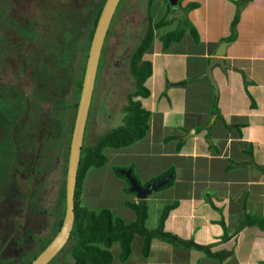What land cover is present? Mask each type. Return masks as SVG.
<instances>
[{"label": "crops", "instance_id": "crops-1", "mask_svg": "<svg viewBox=\"0 0 264 264\" xmlns=\"http://www.w3.org/2000/svg\"><path fill=\"white\" fill-rule=\"evenodd\" d=\"M149 1L152 22L168 21L155 30L147 55L153 73L146 83L150 96L141 101L150 112L149 131L126 148L107 151L108 167L87 173L79 202L96 210L88 206L97 199L108 201L103 195L110 191L101 185L106 179L115 181L120 197L127 196L124 179L110 169L114 160L133 174L137 170L143 185L174 174L171 186L148 196L146 226L156 229L164 209L175 205L165 230L201 249L154 239L144 257V239L136 236L127 262L121 261L119 248L112 251V264H264V0ZM177 30L183 33L181 41L164 48L163 37ZM219 53L215 89L205 75ZM131 87L130 80L127 102ZM103 99L109 108L122 109L97 113L93 128L102 119L125 115L127 104L119 94ZM98 138H89L86 147L95 146ZM127 213L136 218L133 211Z\"/></svg>", "mask_w": 264, "mask_h": 264}, {"label": "flooded vegetation", "instance_id": "flooded-vegetation-1", "mask_svg": "<svg viewBox=\"0 0 264 264\" xmlns=\"http://www.w3.org/2000/svg\"><path fill=\"white\" fill-rule=\"evenodd\" d=\"M102 4L103 0H0V101L12 112L0 119V166L6 175L0 181V264L15 262L25 252L26 237L30 236L27 233H31L28 227H36L39 211L33 202L40 198L43 174L50 168L47 155H42L43 141L50 136L54 118L61 110L56 102L64 98L68 86L63 88L61 80L46 113L45 90L55 83V77L66 75L53 58L62 57L80 41L78 32L65 30L68 26L75 28L72 22L77 12L82 16L95 12L88 38L84 39L89 42ZM128 31L129 35L140 33L138 28L129 27ZM100 67L101 62V71Z\"/></svg>", "mask_w": 264, "mask_h": 264}, {"label": "rangeland", "instance_id": "rangeland-1", "mask_svg": "<svg viewBox=\"0 0 264 264\" xmlns=\"http://www.w3.org/2000/svg\"><path fill=\"white\" fill-rule=\"evenodd\" d=\"M104 2L105 0H103V3ZM152 2L150 3L149 0H122L119 5L118 11L113 18L110 32L105 41V49L103 50L101 57V67H100L101 71L99 70L98 72V77L96 81L97 84L95 90L96 92H94L95 95L92 102L93 108L99 107L98 108L99 111L96 112V108H95L94 111L95 116H93V108L91 106V111L86 127L85 147L87 146V140L89 138H92L93 136L98 138L97 137L98 133L106 134L115 128H119L125 125L126 123V117L128 115L127 113L128 111L125 112V115L124 113L122 114V119L121 117H115L112 121L107 120L108 122L105 119H102L100 120L101 124L93 128V126L97 123V116H96L97 113L101 115L100 112L104 114L107 111L109 114L111 112L118 114L120 112V109H122V107L119 105H116V107L114 108L112 107L109 108L108 106H106V103L103 99L105 94L107 95L109 94L110 97L113 94L116 93L119 94L120 99H122V105L127 104L128 107L130 101L127 102L126 97L128 95L127 94L128 91L125 90V87L127 84L130 83V80L132 84V87L129 88V90L132 91L130 96L132 97V95H134L139 91V88H135L136 85L134 84L133 78L131 77L128 71L129 60L131 59L132 54L134 53L136 48L139 46L140 39L142 38L143 33L146 32L147 27L149 26L148 18L150 17L152 20L151 17L152 15L150 14V7H151L150 5L152 4ZM94 9L95 7L92 6V10ZM94 14L95 12L93 13L85 12L82 16V12H77L75 14V17L77 18L75 19L74 22H72V25L75 28L72 29L70 28V26H68L69 28L65 29L66 31L69 32H78L79 37L81 36V39L78 43H76L74 47H72V49L67 50L68 52H63L60 55V56H69L71 60V63L69 64L70 73L67 76V78L70 81L69 80L67 81L66 85L68 86L67 88H65L66 94L64 95V98L63 99L58 98V101L61 102L63 101L65 106L64 108L60 106L61 110L57 114L56 118H54L53 128L51 129L50 136L47 139H44L43 141L42 155L43 156L47 155V159H48L47 164L50 165V168L47 170L46 174H43V184L39 193L40 198L34 200L33 202V205L39 211L38 218L36 220V227H34L33 224L30 227H28V229L31 230V233H27V235L30 236L26 237L28 243H27V247L24 248L25 252L22 253L20 256L16 257L15 262L9 264H28V262L31 261L34 256H36L38 253L40 254V252L42 251V249H44L47 242L51 241L54 238L56 233V228L62 219L63 202L61 199L64 188V179H66V167L69 156L68 155L69 141L71 137L70 132L73 121V109L71 107V104L75 103V101H77L78 98L76 88L80 78L83 76V66L85 64V61H87L86 56H87V52L89 51L87 50L88 40H84V39L86 36L88 38L87 35L88 28L92 25V22L95 18ZM143 20H145L144 23ZM133 21L134 24H128L129 22H133ZM129 27H131L132 29L138 28V30H140L139 35L135 36L136 33L129 35V31H128ZM60 34L57 39L58 43L61 42ZM79 37H76L75 40L78 41ZM127 47L130 48L127 49ZM72 57H73V62H72ZM56 58L57 57H54L53 59ZM116 64H118V66H116ZM120 66L122 67V70ZM120 70L124 71L123 75L120 74L121 73ZM64 78L63 76L55 77V83L50 86L48 85L47 89L45 90L43 94L44 95L43 110H46V113L50 98L53 95L57 94L59 83L61 82V80L64 81ZM146 83L144 85L147 88ZM132 98L133 100L141 101L142 97L133 96ZM10 114H12V112L9 105L4 101H0V119L7 117V115L9 116ZM92 120H93V124L91 125ZM2 128L3 127H1V129ZM39 130H41V128H39ZM38 136L39 135H37V137ZM109 153H114V150L109 151ZM107 157L109 162L110 156L108 154ZM107 164L104 167L106 166L108 167L109 164L108 165ZM1 166H0V181L1 180L3 181L6 178V175L3 174ZM110 169L113 172L116 170H119L120 173L121 171H124V169L117 160L116 161L114 160L112 162ZM92 170H96V169H92ZM105 173L106 172L104 170L101 171V174H105ZM134 173L139 174L137 170H135ZM138 177L141 180V182L139 183H142L143 185V183H145L143 177L139 175ZM123 181L128 186L127 182L125 180ZM101 185L102 186L105 185L107 189L110 191V192L105 191V194L103 195L105 199L107 196H109L110 197L109 200L103 201L97 199L96 201H94V199H92L91 201L92 202L94 201V207L92 205H89L88 207L92 209L100 210L102 208H106L107 206H109L112 209V211H114L113 213L116 215L115 217L123 219L126 223L133 222L135 220V217L127 213V211L132 212V210L128 208L126 202L130 200L133 201L136 196L128 193L127 196H125V198L120 197V193H119L120 190L113 179L103 180L101 181ZM147 185L144 184V186ZM96 197L98 198L97 195L95 196V198ZM137 244H135V246ZM115 245L117 246L115 247V249L114 247H112L111 251L113 252L116 251L117 253L118 249L121 246L119 242H116ZM72 247H73V242L72 241L68 242L66 247L64 248L65 251L63 250L59 255H57L50 264H71L73 262V259H71V254L69 256L68 251H70ZM120 255H121V250H120ZM142 255H143V247H142ZM126 262L127 261H125L124 263Z\"/></svg>", "mask_w": 264, "mask_h": 264}, {"label": "trees", "instance_id": "trees-1", "mask_svg": "<svg viewBox=\"0 0 264 264\" xmlns=\"http://www.w3.org/2000/svg\"><path fill=\"white\" fill-rule=\"evenodd\" d=\"M104 3L98 13L97 18L95 19L94 27L91 31L89 42L87 46V50H89L91 45V40L93 38V34L95 32V27L101 15ZM149 13V10H148ZM149 26L139 44L136 48L132 57L130 59V74L136 83V88H139V91L135 93L133 96L135 97H142L147 98L150 96L149 90L145 87V83L150 78L153 73V65L152 62L149 61L147 55L151 53L153 49V42H154V33L156 29H160L164 27L168 21L163 19L156 24H154L149 17ZM183 37V33L179 30L169 33L163 37L162 42L164 44V48H167L173 42H180ZM87 52V58H88ZM71 56V54H70ZM148 59H147V58ZM53 62L59 63L61 67L65 70V81H63V88L64 85L66 86L67 81L69 80L67 76L69 75V64L71 60L69 56H62L58 59L56 58ZM73 62V57H72ZM86 68V61L83 66V76L80 78L76 92H77V101L71 104L73 109V121H72V128L70 135L72 136L74 122L77 113V107L79 103V98L82 90V83L83 77ZM70 81V80H69ZM144 85V86H143ZM65 91V89H64ZM61 95V92L59 93ZM130 98V103L128 107L126 106L125 112L128 111V115L126 117L125 125L115 128L105 136L101 137L97 144L93 147H85L83 146L82 156H81V163L79 166V174H78V182L76 187V219H75V226L72 232V236L70 241L73 242V247L68 254L71 259H73V263L71 264H112L113 262V253L111 251L112 247L116 242L120 243L121 248V261L125 262L128 260L132 253V243L136 236H141L144 239L143 244V255L145 257L149 256L151 243L154 239H161L165 242H168L174 246L181 247V248H200L194 241L191 240H184L176 235L170 234L165 230V223L168 219L171 211L175 208V205L167 206L163 214L161 216L159 225L156 229L151 230L147 228L146 222L148 220V198L143 201H128L127 206L130 208L136 215V218L131 223H126L123 219L117 218L114 216L113 212L108 208H102L100 210H91L84 206H81L79 199H80V192L82 185L84 183L85 177L87 173L92 169H101L108 163L107 151L111 150H120L126 148L137 141L144 139L146 134L149 131V118L150 112L143 107L142 101L133 100ZM58 109L60 106L64 108L63 101L57 100ZM129 108V109H128ZM71 137L69 141L70 147ZM107 153V154H106ZM69 155V153H68ZM68 165V160H67ZM116 174L123 178L128 187L126 192L132 195L136 194L131 192V185L127 178L120 173L119 170L115 171ZM66 174H67V167H66ZM133 174V172H132ZM135 178L136 175L133 174ZM164 177H161L157 180H153L152 183L158 182L162 180ZM175 181V176H172L169 179V182L162 186L169 187ZM66 179H64V188L62 193V202H63V212H62V219L59 222L56 233L60 231V228L63 224L64 216H65V208H66ZM141 184V183H140ZM143 188L146 186L142 185ZM159 188V189H161ZM158 189V190H159ZM54 236V238H55ZM53 238V239H54ZM48 241L45 245L44 249L53 241ZM69 241V242H70ZM65 251V249H64ZM40 252V253H41ZM39 256V253L28 262H31Z\"/></svg>", "mask_w": 264, "mask_h": 264}, {"label": "water", "instance_id": "water-1", "mask_svg": "<svg viewBox=\"0 0 264 264\" xmlns=\"http://www.w3.org/2000/svg\"><path fill=\"white\" fill-rule=\"evenodd\" d=\"M120 1L121 0H106L89 48L82 90L69 147L66 175V208L63 224L53 241L45 248L43 252L39 254L36 259L31 262V264H50L53 259L64 250L72 236L76 219V187L86 127L91 111L99 65L101 62L105 41ZM222 56L223 54L219 53L211 60L207 70L208 72L205 75V78H208L211 81L215 89H217L218 86L213 77V68L215 65L222 66ZM121 174L124 175L129 181L131 185V192L136 194L138 201L146 200L148 196L154 191L158 190L169 182V177H167L161 181L151 183L143 188L139 181L133 176L131 170L121 171Z\"/></svg>", "mask_w": 264, "mask_h": 264}]
</instances>
